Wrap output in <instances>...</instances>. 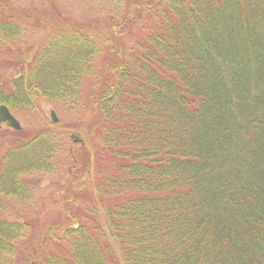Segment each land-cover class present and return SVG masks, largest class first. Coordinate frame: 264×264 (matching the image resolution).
Here are the masks:
<instances>
[{"label":"trees","instance_id":"trees-1","mask_svg":"<svg viewBox=\"0 0 264 264\" xmlns=\"http://www.w3.org/2000/svg\"><path fill=\"white\" fill-rule=\"evenodd\" d=\"M121 1L36 22L0 0V48L37 46L0 66V105L99 133L6 128L0 264H264V0ZM59 166L67 197L33 221L28 180Z\"/></svg>","mask_w":264,"mask_h":264},{"label":"rangeland","instance_id":"rangeland-1","mask_svg":"<svg viewBox=\"0 0 264 264\" xmlns=\"http://www.w3.org/2000/svg\"><path fill=\"white\" fill-rule=\"evenodd\" d=\"M11 3L17 9L25 13H32L36 22H39V18L44 17L43 20H47L50 16H55L57 12H61L64 15L66 12L74 15L75 17L82 16V13L90 10L91 13L105 14L112 8L121 10L124 6L120 0H10ZM120 2L116 5L115 3ZM124 3V2H123ZM122 7V8H121ZM67 14V13H66ZM84 15V14H83ZM35 39V38H33ZM32 39V40H33ZM37 50L36 43L33 41L27 42L25 45H6L0 48V66L3 64L7 67V62L13 61L16 65L26 66L31 61L32 56ZM9 68V67H8ZM4 72H3V71ZM15 69H12L13 72ZM6 73V68H0V75ZM90 80H86L83 85V93L86 94L89 91ZM57 107V108H55ZM43 116L40 118L34 114L17 115L11 113L13 117L19 122L23 133L34 131L39 126L51 121V113L54 114L57 123L62 126L74 127L80 126L83 131L82 137L85 135V148L91 151H95L99 146V133L94 129L95 121L87 116L84 112L80 114L69 115L61 106H49L43 105ZM79 128V129H80ZM11 130V129H9ZM13 131V130H12ZM1 143L9 140L10 133L6 131L4 125H0V137ZM88 138H87V137ZM5 139V140H3ZM83 151H77L76 155H83ZM62 162V160H61ZM93 165H97L96 160L93 161ZM94 168L92 171H95ZM66 176V169L59 166V170H55L50 174H41L32 176L31 181L35 190V205L30 213L31 219L40 218L46 219L48 215L54 218L57 210L55 208V202L60 199L66 198V189L69 185ZM93 181V180H89Z\"/></svg>","mask_w":264,"mask_h":264},{"label":"water","instance_id":"water-1","mask_svg":"<svg viewBox=\"0 0 264 264\" xmlns=\"http://www.w3.org/2000/svg\"><path fill=\"white\" fill-rule=\"evenodd\" d=\"M51 119L54 123H57L53 113H51ZM0 125H4L6 128L16 132L21 130L19 122L13 117V115L4 105H0Z\"/></svg>","mask_w":264,"mask_h":264}]
</instances>
